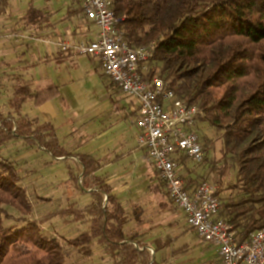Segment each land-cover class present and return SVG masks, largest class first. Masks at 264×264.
<instances>
[{
    "label": "trees",
    "instance_id": "trees-1",
    "mask_svg": "<svg viewBox=\"0 0 264 264\" xmlns=\"http://www.w3.org/2000/svg\"><path fill=\"white\" fill-rule=\"evenodd\" d=\"M7 5L8 0H0V14ZM111 7L131 47L158 44L144 78L168 81L178 97L197 105L198 126L207 122L219 134L220 157L208 162L210 172L219 175L220 186L228 170L234 179L217 216L232 225L239 241L249 239L264 229V0H112ZM44 17L33 5L24 16L30 24H40ZM58 93L55 85L39 91L17 85L10 112L0 108V150L22 140L56 160L75 157L81 169L77 174L70 171L71 180L92 199L83 208L70 203L31 218L34 207L21 184L20 168L1 159L0 264H65L62 242L43 233L44 225L56 217L64 223L87 221L85 231L66 241L86 256L92 255L95 242L112 264H159L138 232L127 231L130 212L106 179L95 174L100 163L90 155L68 152L50 122L34 125L23 114L27 101L39 106ZM203 141L206 147L209 140ZM183 180L187 189L207 182L203 176ZM5 206L22 214L10 226L5 219L13 217ZM131 212L139 218L135 208ZM169 241L153 240L154 252Z\"/></svg>",
    "mask_w": 264,
    "mask_h": 264
},
{
    "label": "crops",
    "instance_id": "crops-1",
    "mask_svg": "<svg viewBox=\"0 0 264 264\" xmlns=\"http://www.w3.org/2000/svg\"><path fill=\"white\" fill-rule=\"evenodd\" d=\"M82 1L8 0L6 9L0 14V103L2 100L5 102L4 106L0 104V108L3 112H10L9 102L17 85H26L32 91H39L50 85L59 88L57 79L67 76L69 67L84 62L85 59L93 64L99 63L88 55L75 54L71 49L63 48L64 44L70 46L97 38L98 29L86 20ZM31 5L44 12L42 23L30 24L25 20L24 16ZM108 81L107 91L103 95V108L97 111L101 117H97L94 124L92 117L85 116L78 137L75 139L72 136L66 143L69 149L64 148L74 155L94 157L100 163V169L95 174L106 179L117 197L121 199L126 192L130 194L131 208H135L140 214L137 219L130 209L128 226L132 231L138 232L139 238L150 247L159 264H221L218 248L206 242L199 248L200 256L196 259L191 256L190 251L195 246L187 237H196L197 234L188 227L184 213L169 198L156 171L157 181L151 184L148 196L153 204L136 195L135 181L130 178L139 168L135 164H139L141 158L149 160V157L137 146L139 130L134 123L135 113L130 109L127 98L115 84ZM58 96L39 106H35L31 100L27 101L23 104L22 112L34 125L50 122L56 131V128L70 123V120L67 121L68 117H65L69 110L66 102H63V113L55 109L53 101ZM77 139L81 140L85 153L71 149ZM70 158L73 162L77 161L75 157ZM127 161L131 166L125 169L124 163ZM149 163L152 165L150 161ZM77 164L78 166L73 165L80 171L78 161ZM182 175L186 178L196 177V172L188 161L184 164ZM145 203H150L152 208ZM153 210H158L159 214L165 212V216L151 220ZM163 228H168L162 238L169 239V245L154 252L152 241L157 239L156 235Z\"/></svg>",
    "mask_w": 264,
    "mask_h": 264
},
{
    "label": "built area",
    "instance_id": "built-area-1",
    "mask_svg": "<svg viewBox=\"0 0 264 264\" xmlns=\"http://www.w3.org/2000/svg\"><path fill=\"white\" fill-rule=\"evenodd\" d=\"M111 5L112 0H83V14L98 29L97 38L64 44L63 48L97 59L104 75L125 95L135 113L138 148L150 158L189 228L218 248L221 264H264V229L239 241L232 225L217 216L221 204L218 187L202 182L187 189L182 175L185 162L199 164L206 157L198 133L200 110L178 97L168 81L159 76L144 78L142 73L158 44L131 47Z\"/></svg>",
    "mask_w": 264,
    "mask_h": 264
},
{
    "label": "rangeland",
    "instance_id": "rangeland-1",
    "mask_svg": "<svg viewBox=\"0 0 264 264\" xmlns=\"http://www.w3.org/2000/svg\"><path fill=\"white\" fill-rule=\"evenodd\" d=\"M96 61L98 60L96 59ZM84 62L69 67L67 76L63 75L64 77L62 79H57L59 96L53 101V104L59 113H63L65 105L63 102H66V106L69 109L65 117H68L67 121L70 120V123L64 124L62 128H56L59 142L66 149H69L68 144H66L67 141H70L72 136H75L74 138L76 139L78 137L77 135L81 132V124L84 117H92V123L95 124L97 117L98 119L101 117H99L97 111L103 108L102 104L105 102L103 95L107 91L106 85L109 82V78L104 75L103 70L101 71L99 63L93 64L88 59H85ZM69 77H71V79H69ZM0 104L4 106V100H2ZM104 110L107 111V108ZM127 123L129 124V120H127ZM55 127H57L56 124ZM198 133L202 143H204V137L209 140L208 145L205 147L206 157L204 161L199 164L188 162L196 172V177L203 176L207 182L218 187L219 195L222 199L232 193V190L228 188V184L233 181L234 172L233 170H228L222 179L225 185H219V175L210 172L208 164V162L217 160L220 157L219 149L221 144L217 140L219 134L216 129L211 127L207 122H201L199 124ZM74 144L75 145L71 148L72 150L74 149L80 153H85L80 139L75 140ZM1 159L14 161L20 168L22 176L21 184L27 190L34 207L31 218H41L48 212L57 211L68 206L70 203H75L77 207L83 208L90 203L92 199L90 193L85 192L81 187H76L74 181L71 180V170H73L75 174L80 172L74 166L75 164L78 166L77 161L74 160L73 162L71 158L56 160L48 152L39 149V147L28 146L21 140H14L10 141L0 150V160ZM149 161L151 162L150 158L149 160L145 157L141 158L140 163L135 164V166L137 165L139 168L130 180L135 181L134 189L136 190V195L139 196V198H146L145 201L147 200L153 204L148 200V196L151 184L155 183L157 178L155 169L150 165ZM124 166L126 169L131 166V164L127 161L124 163ZM130 169H132V167ZM133 193L134 191L131 192V194ZM131 199L130 194L127 192L124 194L123 198H121L123 205L128 210H133V208H131ZM150 203L145 204L149 206ZM149 207L150 209L152 208V206ZM5 208L13 217L12 219H5V225L10 226L15 224V218L22 216V214L10 206H5ZM142 208L144 207L142 206ZM151 214L153 216L151 220L160 219L165 216V212H160L159 214L158 210H153ZM180 218H182V216ZM87 226V221L64 223L62 219L56 217L44 225L43 233L49 237H56L62 242L67 252L65 264H112L110 258L95 242L91 244V256H86L77 249L66 244L68 239L76 237L85 231ZM127 231L132 232V228L127 226ZM167 232L168 228L160 230L156 235L157 239L164 242L165 238L162 237H164ZM190 236L191 237L187 238H189L190 243L195 246V248L190 251L191 256L196 259V257L200 256L198 253L200 246L205 244V242L201 241L197 236Z\"/></svg>",
    "mask_w": 264,
    "mask_h": 264
}]
</instances>
